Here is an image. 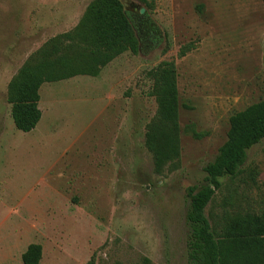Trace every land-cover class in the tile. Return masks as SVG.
<instances>
[{
	"label": "rangeland",
	"instance_id": "374dc122",
	"mask_svg": "<svg viewBox=\"0 0 264 264\" xmlns=\"http://www.w3.org/2000/svg\"><path fill=\"white\" fill-rule=\"evenodd\" d=\"M91 1L0 0V264H24L30 244L42 245L40 264H189L188 188L209 184L204 167L231 116L264 99V0H152V10L121 0L148 9L166 41L121 54L97 76L44 83L41 120L18 130L10 80ZM162 61L177 69L181 153L157 174L145 145L157 110L147 72ZM221 180L206 209L215 231L235 213H264V139Z\"/></svg>",
	"mask_w": 264,
	"mask_h": 264
},
{
	"label": "trees",
	"instance_id": "16d2710c",
	"mask_svg": "<svg viewBox=\"0 0 264 264\" xmlns=\"http://www.w3.org/2000/svg\"><path fill=\"white\" fill-rule=\"evenodd\" d=\"M142 1L150 10L154 8L152 0ZM165 41V32L148 9L131 11L121 0H92L73 30L50 38L10 80L7 100L15 127L23 132L36 128L42 118L39 102L44 83L97 76L121 54L148 55ZM195 47L185 44L178 57ZM147 77L152 81L150 95L156 99L157 110L146 126L145 145L153 156L154 171L163 174L181 153L175 62L162 61ZM187 130L193 131L191 126ZM263 139L264 99L231 116L226 141L204 167L209 184L188 188L189 264H264V213L228 216L220 232L206 216L208 205L223 186L221 179L236 177L246 164L248 151ZM41 258V244H30L22 255L24 264H40Z\"/></svg>",
	"mask_w": 264,
	"mask_h": 264
},
{
	"label": "water",
	"instance_id": "95a60500",
	"mask_svg": "<svg viewBox=\"0 0 264 264\" xmlns=\"http://www.w3.org/2000/svg\"><path fill=\"white\" fill-rule=\"evenodd\" d=\"M141 11L144 12V9H142Z\"/></svg>",
	"mask_w": 264,
	"mask_h": 264
}]
</instances>
